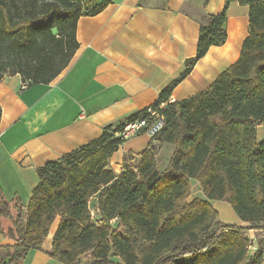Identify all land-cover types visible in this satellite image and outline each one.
<instances>
[{
    "label": "trees",
    "instance_id": "obj_1",
    "mask_svg": "<svg viewBox=\"0 0 264 264\" xmlns=\"http://www.w3.org/2000/svg\"><path fill=\"white\" fill-rule=\"evenodd\" d=\"M113 1L0 0V83L6 75L29 86L52 83L79 49V20ZM208 1L197 54L152 106L166 124L137 164L130 156L120 174L109 168L125 142L116 134L147 109L40 168L26 209L8 202L0 186V234L13 242L0 264H24L31 251H42L57 218L50 257L60 264H264V244L249 257L250 231L264 233V141L257 139L264 126V0H227L216 15L206 13ZM232 2L249 8L239 60L206 91L170 102L210 48L226 43ZM165 145L173 152L162 172L158 153ZM193 181L204 198L189 202ZM214 202H228L247 226L221 223Z\"/></svg>",
    "mask_w": 264,
    "mask_h": 264
},
{
    "label": "crops",
    "instance_id": "obj_2",
    "mask_svg": "<svg viewBox=\"0 0 264 264\" xmlns=\"http://www.w3.org/2000/svg\"><path fill=\"white\" fill-rule=\"evenodd\" d=\"M202 1L114 0L97 16L79 20V49L52 83L22 90L20 75L4 76L0 83V186L8 202H19L26 209L39 184L40 168L158 103L160 93L197 54ZM226 2L209 0L205 11L219 14ZM226 30V43L210 48L175 87L171 101L206 91L239 60L250 33L247 6L230 4ZM261 127L259 142L264 141ZM151 142L145 134L125 141L110 159L109 168L120 174L124 158L130 156L137 164ZM197 198L204 195L199 183L193 181L188 201ZM98 200L99 196L91 200L95 212ZM59 224L57 218L43 250L31 251L24 264H58L50 252ZM255 232H263L250 231L256 242ZM12 244L0 234V260L7 254L5 247Z\"/></svg>",
    "mask_w": 264,
    "mask_h": 264
},
{
    "label": "built area",
    "instance_id": "obj_3",
    "mask_svg": "<svg viewBox=\"0 0 264 264\" xmlns=\"http://www.w3.org/2000/svg\"><path fill=\"white\" fill-rule=\"evenodd\" d=\"M28 87H29V83L24 82L22 84L21 89L26 90ZM162 107L163 106H161V108ZM165 124L166 122L164 117L158 111L150 107L147 109L145 117L135 122L126 124L123 130H121L120 133H117L116 136L123 139L124 141H127L131 138H134L142 134L148 135L151 139H154L162 132V130L165 127ZM262 128L264 129V126H262ZM92 218L95 222H97L98 216L95 211H92ZM115 223H116L115 219L111 221V224H115ZM250 243H251L250 248H255L254 241H252V239Z\"/></svg>",
    "mask_w": 264,
    "mask_h": 264
},
{
    "label": "rangeland",
    "instance_id": "obj_4",
    "mask_svg": "<svg viewBox=\"0 0 264 264\" xmlns=\"http://www.w3.org/2000/svg\"><path fill=\"white\" fill-rule=\"evenodd\" d=\"M172 149H173V147L166 146V145L164 147H162L161 149H159L158 162H159V166H160V171H162V172L165 171V168L168 165L169 158L171 157V154H172ZM213 205H214V208L219 213V220L221 223H223L225 225H229V226H244L245 225L242 223L240 218L233 211L231 205L228 202H215V203H213ZM91 207H92V211H94V209H95L94 205H92ZM254 234L255 235L257 234L256 242H255V238H251V236H250V238L252 239V241H254L255 248H250L249 257L253 256L257 252V250L261 246H263V244H264V233H256L255 232ZM58 264H60V263H58Z\"/></svg>",
    "mask_w": 264,
    "mask_h": 264
},
{
    "label": "bare ground",
    "instance_id": "obj_5",
    "mask_svg": "<svg viewBox=\"0 0 264 264\" xmlns=\"http://www.w3.org/2000/svg\"><path fill=\"white\" fill-rule=\"evenodd\" d=\"M123 130V129H122ZM120 133V132H119Z\"/></svg>",
    "mask_w": 264,
    "mask_h": 264
}]
</instances>
